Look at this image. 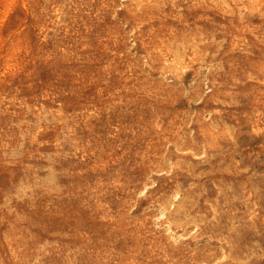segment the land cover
I'll return each mask as SVG.
<instances>
[{
	"label": "rangeland",
	"instance_id": "obj_1",
	"mask_svg": "<svg viewBox=\"0 0 264 264\" xmlns=\"http://www.w3.org/2000/svg\"><path fill=\"white\" fill-rule=\"evenodd\" d=\"M0 264H264V0H0Z\"/></svg>",
	"mask_w": 264,
	"mask_h": 264
}]
</instances>
